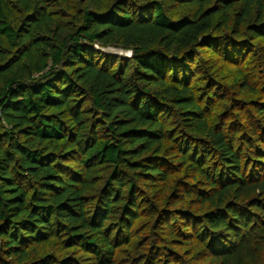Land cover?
<instances>
[{"label": "trees", "instance_id": "obj_1", "mask_svg": "<svg viewBox=\"0 0 264 264\" xmlns=\"http://www.w3.org/2000/svg\"><path fill=\"white\" fill-rule=\"evenodd\" d=\"M171 1L197 14L172 19L160 0L136 12L116 0L84 9L66 33L48 0H0V43L12 52L0 48V264H121L153 199L180 206L183 229L167 221L170 240L191 243L201 262L264 264V104L257 122L212 125L187 64L203 46L215 52L210 33L233 18L242 33L256 5L248 27L264 39V3ZM94 45L132 57L116 67ZM147 248L127 263L158 264Z\"/></svg>", "mask_w": 264, "mask_h": 264}, {"label": "rangeland", "instance_id": "obj_2", "mask_svg": "<svg viewBox=\"0 0 264 264\" xmlns=\"http://www.w3.org/2000/svg\"><path fill=\"white\" fill-rule=\"evenodd\" d=\"M116 0H48V7L51 14L58 20L64 31L68 33L73 31L79 24L82 11L90 9L93 11H106L112 7ZM130 7L133 12L139 9H146L155 0H131ZM245 1V0H244ZM264 3V0H261ZM165 7L166 13L172 19H179L184 15L195 16L198 8L188 5H183L181 2L171 0H160ZM242 7L240 3L234 7V11H239ZM254 15L247 20L243 26L242 33L238 34L233 25L230 29L214 30L210 35L221 45L216 47L213 52L212 48L203 46L197 50L196 57L187 64L190 66L191 75L194 76V87L197 94L201 97L206 111H208L212 125L226 126L231 124V121L241 120V124L246 125V122H257L260 118L257 113L258 106L264 104V39L257 37L253 27L248 25L253 24L258 13V6L254 7ZM235 15V14H234ZM233 15V16H234ZM18 13V17H20ZM213 39V40H214ZM221 41H227L230 44H235L234 47H240L238 52L241 54H227L225 48L227 45ZM228 44V43H227ZM229 45V44H228ZM233 47V46H231ZM0 48L6 53L11 54L9 45L6 42L0 43ZM97 51H102L107 55L116 57H125L129 55L130 50H126L119 46L103 47L94 45ZM101 58V56H100ZM235 58V60H234ZM116 61V67L119 59ZM115 67V69H116ZM249 77L252 81L253 90L249 92L242 91L240 84L243 76ZM216 94L219 95L215 100ZM87 108H92L88 103ZM235 119V120H234ZM171 126L176 128V115L170 116ZM264 124V123H263ZM262 126V125H261ZM264 127V126H263ZM101 128V127H100ZM172 128V127H171ZM103 177V174L100 175ZM182 180V184L176 186V194L184 189L187 183V178H177ZM149 197V196H147ZM149 199V198H148ZM144 217L141 218L137 226V237L133 240L135 250H123L119 255L121 264H128L132 257H137L148 253L147 246L156 247L161 256L158 264H206L201 262L198 257L190 253V245L188 241L178 238L179 240H170L169 230L166 227V222L169 221L176 229H183L185 219L175 215V209L180 208L171 200H167L159 204L153 199L149 202H143L142 205ZM159 208V209H158ZM155 209V210H154ZM194 207L193 211H196ZM167 247L165 250L164 247ZM166 254V256H163ZM195 256V260L192 259ZM174 260H171V259ZM141 264H152L147 258H142ZM194 260V261H192Z\"/></svg>", "mask_w": 264, "mask_h": 264}, {"label": "built area", "instance_id": "obj_3", "mask_svg": "<svg viewBox=\"0 0 264 264\" xmlns=\"http://www.w3.org/2000/svg\"><path fill=\"white\" fill-rule=\"evenodd\" d=\"M127 58H131L132 57V52L126 56Z\"/></svg>", "mask_w": 264, "mask_h": 264}, {"label": "water", "instance_id": "obj_4", "mask_svg": "<svg viewBox=\"0 0 264 264\" xmlns=\"http://www.w3.org/2000/svg\"><path fill=\"white\" fill-rule=\"evenodd\" d=\"M124 56L126 57L127 55L125 54Z\"/></svg>", "mask_w": 264, "mask_h": 264}]
</instances>
